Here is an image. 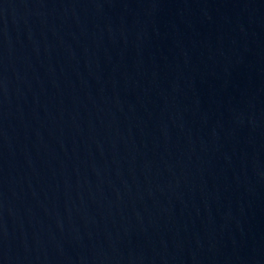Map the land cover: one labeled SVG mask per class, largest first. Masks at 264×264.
<instances>
[{
  "label": "water",
  "instance_id": "obj_1",
  "mask_svg": "<svg viewBox=\"0 0 264 264\" xmlns=\"http://www.w3.org/2000/svg\"><path fill=\"white\" fill-rule=\"evenodd\" d=\"M0 264H264V0H0Z\"/></svg>",
  "mask_w": 264,
  "mask_h": 264
}]
</instances>
